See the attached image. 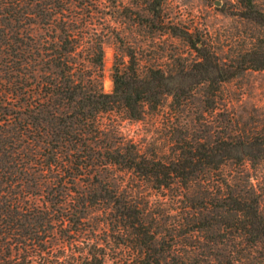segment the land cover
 Returning a JSON list of instances; mask_svg holds the SVG:
<instances>
[{
    "label": "trees",
    "instance_id": "trees-1",
    "mask_svg": "<svg viewBox=\"0 0 264 264\" xmlns=\"http://www.w3.org/2000/svg\"><path fill=\"white\" fill-rule=\"evenodd\" d=\"M236 1L242 20L264 27L259 0ZM143 3L137 23L161 24L195 50L193 73L141 69L134 48L113 25L126 9L122 0H0V264H112L107 249L98 252L88 243L94 212L111 233L143 246L130 255V264H171L170 253L158 250L162 235L149 204L140 200L142 188H134L131 179L125 185L119 175L129 173L142 184L157 183L159 190L178 180L184 195L203 205L192 215L184 211L182 218L207 222L202 230L213 234L209 246L264 248L259 179L248 178L244 191L237 176L198 177L222 173L229 163L245 168L264 161L263 118L253 130L242 127L214 142L192 146L182 138L169 162L149 159L122 138L118 125L105 123L103 116L114 112L140 121L166 96L182 107L189 80L201 86L229 80L212 39L182 28L181 17L170 21L167 0ZM113 34L120 53L107 93L105 46ZM229 226L240 234L230 238Z\"/></svg>",
    "mask_w": 264,
    "mask_h": 264
},
{
    "label": "rangeland",
    "instance_id": "rangeland-1",
    "mask_svg": "<svg viewBox=\"0 0 264 264\" xmlns=\"http://www.w3.org/2000/svg\"><path fill=\"white\" fill-rule=\"evenodd\" d=\"M122 1L126 9L116 19L118 24L113 25L118 26L117 34L124 38L126 45L134 48L141 69H162L167 74H176L184 68L193 73L191 69L198 59L195 50L168 33L161 24L139 25L136 10L144 4L143 0ZM259 1L264 9V0ZM240 7L236 0H167L166 14L170 21L181 17L182 28H189L204 39H212L213 53L223 62L222 75L229 80L211 86H201L189 80L185 86L187 98H184L182 107L173 105V99L166 96L157 110L148 111L140 121L130 120L122 112H114L103 116L105 123L118 125L122 138L136 143L149 159L164 162L174 159L180 143L184 142L182 138L195 146L210 139L212 142L222 139L242 127L255 129L259 119L264 120V70H260L264 66V27L242 20ZM106 41L103 87L110 93L114 87L115 56L120 51L115 34ZM245 168L250 172L248 175ZM245 168L229 163L222 173L213 171L211 177L199 173L198 177L200 181L221 179L220 174L237 176L243 188L252 176L259 179V189L264 192V161L255 165L250 163ZM119 175L126 181L125 185L131 179L134 188H142L139 189L141 194L138 193L140 200L149 204L154 224L162 235L158 250L170 253L171 264H264V248H251L246 243L209 246L207 241L213 234L202 230L207 222L200 223L197 219L193 223L182 218L184 211L192 215L203 205L185 196L186 190L178 180L173 182L171 189L159 190L157 183L142 184L139 176ZM198 183L194 181L191 185L198 188ZM92 216L94 222L88 225L94 227V231H90L87 238L90 246H95L98 252L107 249L112 264H130V255L143 247L140 242L133 237L111 233L98 212ZM192 229H196V234H192ZM225 234L233 238L240 231L229 226ZM135 263L138 262L132 264Z\"/></svg>",
    "mask_w": 264,
    "mask_h": 264
}]
</instances>
